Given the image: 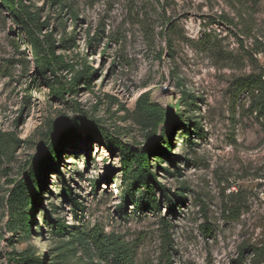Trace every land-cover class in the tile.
I'll use <instances>...</instances> for the list:
<instances>
[{"label":"rangeland","instance_id":"374dc122","mask_svg":"<svg viewBox=\"0 0 264 264\" xmlns=\"http://www.w3.org/2000/svg\"><path fill=\"white\" fill-rule=\"evenodd\" d=\"M25 1L58 41L74 36L76 45L57 51L72 70L38 76L21 27L0 2V264H21L24 255L43 264H115L85 242L92 232L117 237L128 264H237L243 245H264V123L236 87L241 77H264V0H64L63 10L49 0ZM86 65L96 71L91 85L55 94L56 78L67 89ZM146 96L187 119L173 128L170 158L159 169L153 163L178 203L175 213L164 199L144 210L130 203L120 215L126 182L114 142L152 147L164 127L147 139L151 129L138 111ZM72 121L82 129L73 141L57 133ZM49 144L60 153L61 174L51 168L42 175L37 205L28 210L35 222L28 233L11 232L8 192ZM64 184L84 205L78 218L63 200ZM53 207L52 219L77 227L75 237L61 238L45 224Z\"/></svg>","mask_w":264,"mask_h":264},{"label":"trees","instance_id":"16d2710c","mask_svg":"<svg viewBox=\"0 0 264 264\" xmlns=\"http://www.w3.org/2000/svg\"><path fill=\"white\" fill-rule=\"evenodd\" d=\"M52 6H58L60 10L67 8L64 0H49ZM258 4L260 0H253ZM2 6L11 16L13 21L21 27L22 38H26V45L32 55V64L35 69V74L40 77H46L48 73H53L56 70H72L69 64L65 62V57L57 55L60 49L67 50L69 42L76 45L75 37L70 36L68 39L63 37L60 41L55 38L53 32L48 30L46 21H42L39 16V10H32L29 5H26L25 0H0ZM73 22L78 23V16L75 12L70 13ZM98 39V34L90 41L92 46L93 41ZM27 62L30 61L27 59ZM70 68V69H69ZM93 69H89L88 65L85 69L77 73L70 81L67 89L59 81L55 79L57 85L56 95L62 93V90H68L69 93H76L81 83L91 85L94 78ZM236 87L239 94L247 93L251 103V110L256 112L258 117L264 123V77L263 75L250 74L237 79ZM192 97V96H189ZM194 100V99H193ZM139 122L143 126L151 129L147 135L148 140H154L158 136V126L163 124L161 137L156 139L155 145L146 147L141 150H134L123 146L119 141L114 142L116 148L123 150V172L124 180L126 182L125 190L121 194V204L116 206V211L122 215L127 212L130 203L133 204L137 210H144L150 206L159 207L162 199L169 202L171 210L175 213V205L178 203L177 197L173 198L170 191L161 185L158 181L157 173L153 171V163H156V169L161 168L163 158H170V143L169 140L175 135L174 126H182L183 121L187 119L182 118L178 113L169 112L157 105H150L149 97L146 96L138 107ZM88 126L90 131L97 134H103L98 128ZM194 129L197 134H201V127L199 122H194ZM186 134L191 133V129L185 127ZM81 124L77 121H72L70 124L62 126L58 130L59 134H67L69 140H76L81 137ZM189 139V138H188ZM190 141V139H189ZM53 143V142H52ZM5 155V147L2 142V133L0 132V157ZM60 153L49 144L46 151L33 158L31 168L27 171L24 179L17 182L13 188L8 192L5 204L9 214V230L13 232L15 229L21 228L22 232L28 233L30 223L35 222L33 214L28 210L33 211L37 205L39 198L41 177L47 175L48 169L54 168V172L61 174L59 167ZM171 164L173 161L170 162ZM167 171V170H166ZM103 179H101L102 181ZM109 180V179H106ZM100 187V182H92V190L96 193ZM62 196L64 201L71 202L75 217L78 218L79 212L84 210V205L79 203L77 197L72 195L71 188L67 185H62ZM158 193L160 195L158 196ZM32 198H35L34 200ZM179 198V197H178ZM44 214L45 224L54 231V233L61 237H75L77 234L74 230L77 227L66 225L63 219L54 220L51 213L54 210ZM164 226L170 227L167 221L162 220ZM81 235L85 233H80ZM87 237L84 241L92 246H95L101 260L106 262H113L115 264H128L127 259L123 256L124 249L118 242V238L114 236H103L100 232H92L85 235ZM83 240V239H81ZM21 264H43L42 260L34 256L24 255L19 259ZM237 264H264V245H243L240 248L239 259Z\"/></svg>","mask_w":264,"mask_h":264}]
</instances>
